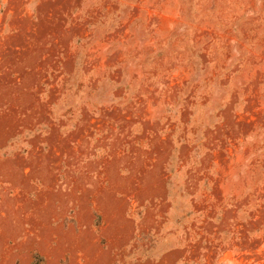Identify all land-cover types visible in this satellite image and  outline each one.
Wrapping results in <instances>:
<instances>
[{
    "label": "rangeland",
    "instance_id": "rangeland-1",
    "mask_svg": "<svg viewBox=\"0 0 264 264\" xmlns=\"http://www.w3.org/2000/svg\"><path fill=\"white\" fill-rule=\"evenodd\" d=\"M0 264H264V0H0Z\"/></svg>",
    "mask_w": 264,
    "mask_h": 264
}]
</instances>
